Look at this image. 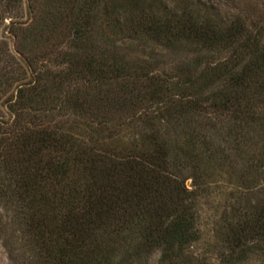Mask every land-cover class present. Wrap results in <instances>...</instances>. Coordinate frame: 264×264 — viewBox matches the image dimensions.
<instances>
[{
  "label": "trees",
  "instance_id": "16d2710c",
  "mask_svg": "<svg viewBox=\"0 0 264 264\" xmlns=\"http://www.w3.org/2000/svg\"><path fill=\"white\" fill-rule=\"evenodd\" d=\"M219 1L0 0L10 264H209L217 173V264L264 263V15Z\"/></svg>",
  "mask_w": 264,
  "mask_h": 264
},
{
  "label": "rangeland",
  "instance_id": "374dc122",
  "mask_svg": "<svg viewBox=\"0 0 264 264\" xmlns=\"http://www.w3.org/2000/svg\"><path fill=\"white\" fill-rule=\"evenodd\" d=\"M171 5H176L178 0H166ZM197 2V0H191ZM219 7L222 12L229 14L249 13L252 19H257L264 15V0H220ZM9 23V20H7ZM4 32L5 30L2 29ZM0 30V35L3 31ZM213 180L208 195L203 199L200 209V230L201 242L195 248L196 254L206 257L209 264H217V253L221 248V226L223 218L230 214L233 204V195L236 189L230 184L224 173H217ZM190 181H187V185ZM0 264H10L7 259L5 249L0 241ZM150 264H157L156 256L150 261ZM248 264H264L254 259Z\"/></svg>",
  "mask_w": 264,
  "mask_h": 264
}]
</instances>
